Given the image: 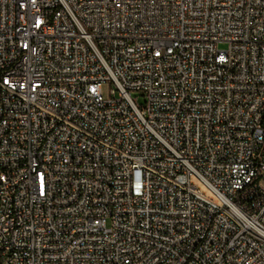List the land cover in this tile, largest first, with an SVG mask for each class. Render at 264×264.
I'll return each mask as SVG.
<instances>
[{
	"label": "built area",
	"instance_id": "obj_1",
	"mask_svg": "<svg viewBox=\"0 0 264 264\" xmlns=\"http://www.w3.org/2000/svg\"><path fill=\"white\" fill-rule=\"evenodd\" d=\"M0 264H264V0H0Z\"/></svg>",
	"mask_w": 264,
	"mask_h": 264
},
{
	"label": "rangeland",
	"instance_id": "obj_2",
	"mask_svg": "<svg viewBox=\"0 0 264 264\" xmlns=\"http://www.w3.org/2000/svg\"><path fill=\"white\" fill-rule=\"evenodd\" d=\"M220 48H222V49L226 48V44L221 43L220 44ZM108 88H109L108 84H104L103 89H104V92L105 93H107ZM133 97L137 100V102L139 104H142L144 102V100H145V98L143 96H141V94L138 93V92H134L133 93ZM191 179H192V182L194 184H196L200 188V190L207 197L212 198V199H215V200H218V197L216 196V194L200 178H198L196 175H193Z\"/></svg>",
	"mask_w": 264,
	"mask_h": 264
}]
</instances>
